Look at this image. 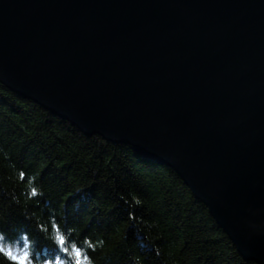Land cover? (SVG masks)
Masks as SVG:
<instances>
[{
  "label": "water",
  "instance_id": "95a60500",
  "mask_svg": "<svg viewBox=\"0 0 264 264\" xmlns=\"http://www.w3.org/2000/svg\"><path fill=\"white\" fill-rule=\"evenodd\" d=\"M0 84L171 169L264 264V0H0Z\"/></svg>",
  "mask_w": 264,
  "mask_h": 264
},
{
  "label": "trees",
  "instance_id": "16d2710c",
  "mask_svg": "<svg viewBox=\"0 0 264 264\" xmlns=\"http://www.w3.org/2000/svg\"><path fill=\"white\" fill-rule=\"evenodd\" d=\"M0 264H257L169 168L0 84Z\"/></svg>",
  "mask_w": 264,
  "mask_h": 264
}]
</instances>
